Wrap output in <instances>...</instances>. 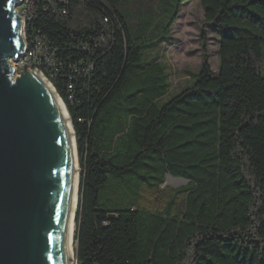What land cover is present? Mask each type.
<instances>
[{"label": "trees", "instance_id": "obj_1", "mask_svg": "<svg viewBox=\"0 0 264 264\" xmlns=\"http://www.w3.org/2000/svg\"><path fill=\"white\" fill-rule=\"evenodd\" d=\"M187 1L215 28L217 71L205 56L170 93L160 46ZM32 7L27 48L39 38L52 60L32 68L75 134L76 263L264 264V0Z\"/></svg>", "mask_w": 264, "mask_h": 264}, {"label": "water", "instance_id": "obj_2", "mask_svg": "<svg viewBox=\"0 0 264 264\" xmlns=\"http://www.w3.org/2000/svg\"><path fill=\"white\" fill-rule=\"evenodd\" d=\"M21 4L0 0V264H63L73 147L48 89L32 70L17 75Z\"/></svg>", "mask_w": 264, "mask_h": 264}, {"label": "rangeland", "instance_id": "obj_3", "mask_svg": "<svg viewBox=\"0 0 264 264\" xmlns=\"http://www.w3.org/2000/svg\"><path fill=\"white\" fill-rule=\"evenodd\" d=\"M20 7L17 8L20 9ZM23 37L25 40L24 26ZM217 48L215 28L207 23L201 4L198 1L184 2L171 28L169 42H164L160 46V59L165 63L169 73V92H177L181 87L188 84L192 78V73H197L200 69L205 56L212 72L216 73ZM27 70H35V68L21 66L17 68V75ZM77 163L79 167L78 160ZM181 184L179 181L168 178L163 186L174 189ZM75 264L77 263L75 262Z\"/></svg>", "mask_w": 264, "mask_h": 264}, {"label": "bare ground", "instance_id": "obj_4", "mask_svg": "<svg viewBox=\"0 0 264 264\" xmlns=\"http://www.w3.org/2000/svg\"><path fill=\"white\" fill-rule=\"evenodd\" d=\"M23 3V11H31L33 0H22ZM26 66L32 67L31 63H27ZM35 70L32 72L41 80L44 86L51 93L57 109L59 111L64 133L66 135L67 140L69 141L71 148L73 147L71 160H70V173H69V192L71 196V200L68 199V209L69 216L65 219L64 229H63V248H62V258L63 264H75V254H74V234H75V218H76V209L78 203V182H79V167L77 163V150L75 146V138L73 134V128L71 126V122L69 120V116L66 110L64 103L57 97L55 91L51 84L45 79V77L39 72L36 71L37 68L34 67ZM70 198V197H69Z\"/></svg>", "mask_w": 264, "mask_h": 264}, {"label": "built area", "instance_id": "obj_5", "mask_svg": "<svg viewBox=\"0 0 264 264\" xmlns=\"http://www.w3.org/2000/svg\"><path fill=\"white\" fill-rule=\"evenodd\" d=\"M35 4H33L34 7ZM20 9L17 8V11L21 17L22 20V28L24 26V32H25V25L27 24L28 21H30L33 17L34 14V9L32 7L31 11H23V3L20 5ZM64 13V11H63ZM22 15V16H21ZM23 20H24V25H23ZM24 38V37H23ZM35 44L33 47H30V49L27 48V39L25 38V49L23 56L18 59L16 62V69L21 67V66H26L27 63H34L38 64L41 61L40 57H43L46 63H52V60H50L47 56H45V47L41 40L39 38L34 39ZM19 66V67H18Z\"/></svg>", "mask_w": 264, "mask_h": 264}]
</instances>
